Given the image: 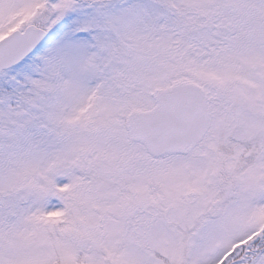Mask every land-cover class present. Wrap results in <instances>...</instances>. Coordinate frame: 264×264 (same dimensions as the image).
I'll use <instances>...</instances> for the list:
<instances>
[{
    "label": "snow or ice",
    "instance_id": "obj_1",
    "mask_svg": "<svg viewBox=\"0 0 264 264\" xmlns=\"http://www.w3.org/2000/svg\"><path fill=\"white\" fill-rule=\"evenodd\" d=\"M0 264H264V0H0Z\"/></svg>",
    "mask_w": 264,
    "mask_h": 264
}]
</instances>
